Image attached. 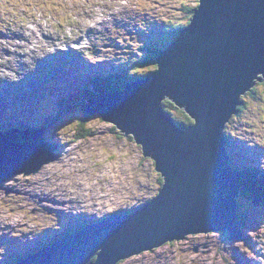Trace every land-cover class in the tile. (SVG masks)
I'll return each instance as SVG.
<instances>
[{
  "label": "water",
  "instance_id": "1",
  "mask_svg": "<svg viewBox=\"0 0 264 264\" xmlns=\"http://www.w3.org/2000/svg\"><path fill=\"white\" fill-rule=\"evenodd\" d=\"M155 66L139 83L89 104L87 113L140 145L163 178L157 196L130 216L89 225L18 264H117L195 234L242 238L236 212L242 185L229 166L224 134L240 98L264 81V0H198ZM164 100L193 125L180 130L163 112ZM6 134L0 133V190L15 175L37 174L59 160V147L43 142L42 131L37 140Z\"/></svg>",
  "mask_w": 264,
  "mask_h": 264
},
{
  "label": "rangeland",
  "instance_id": "2",
  "mask_svg": "<svg viewBox=\"0 0 264 264\" xmlns=\"http://www.w3.org/2000/svg\"><path fill=\"white\" fill-rule=\"evenodd\" d=\"M118 1L3 0L0 5V40L2 35L12 33L15 36L14 32L25 30L18 26L31 21L32 11L40 20L35 27L29 26L26 29L27 39L23 43L17 42L22 50L11 48L17 55L26 57L32 52L30 57L37 63L39 53L49 50L52 53L49 58L53 60L77 61L84 56L93 60L95 58L96 61L104 59L106 66L114 70L118 65L133 68L141 65L138 62H142L145 56L142 48H165L173 42L166 37V21L185 25L190 18V13L185 9L197 6V0H122L124 5ZM95 13L100 15L99 23L96 26L86 25L82 34L77 33V24ZM121 20L124 21L123 27L120 25ZM75 35L81 37L72 40ZM159 39H165V47L157 42ZM83 44L88 47L92 45L89 53L76 52L83 48ZM74 45L80 46L79 49L73 50ZM62 49L73 52L54 53ZM20 61L19 68L22 67V59ZM9 64L13 67H0L1 76L14 69L17 71L14 60ZM141 69L148 74L156 66ZM22 71L23 74L17 76L21 75L20 82L24 81L25 74L35 71V65L23 68ZM53 75L50 73L49 77ZM7 80L11 84L19 79ZM54 81H58L55 86L64 90L66 95L75 90L73 84H68L69 80L62 76ZM32 86L28 92H32L29 94L32 97L25 98L19 89L18 98L22 102H37V106L29 110L32 114L39 107L45 112L47 105L52 104L57 97L51 96L47 100L46 85L43 90L40 85ZM258 89L259 94L264 93V85ZM246 103L242 114L231 119L226 134L230 136L234 148L235 164L241 169H249L251 175L259 179L261 175L251 169L264 171V101L260 97L255 101L247 97ZM78 113L67 114L45 132L44 140L48 145L58 144L59 153L62 154L60 160L43 165L32 176L13 177L4 187L15 191L16 195L5 196L0 192V264L10 254L22 249L25 241H34L45 230L60 224H72L71 227L75 228L78 223L75 217H82L86 221L97 220L122 206L133 208L149 202L159 192L158 174L154 172L152 162L142 157L140 145L132 137L126 138L119 134L112 125L103 122L98 116L93 115L86 127L92 136L73 141L74 133L71 130L79 119ZM177 115L172 114L173 117ZM27 136L28 139H32V136L38 139L36 134L30 133ZM237 199L240 205L238 213L242 216L245 212L248 214L244 225L245 242L223 243L220 233L197 234L188 240L144 252V256H133L121 264H225L222 258H226L228 264H236V252L258 264H264V204L254 206L253 199L249 201L244 195ZM71 217L76 221L73 222ZM252 240L254 245L250 243ZM195 248L197 251H194ZM230 248H236L237 251H227ZM256 248L263 255L255 253Z\"/></svg>",
  "mask_w": 264,
  "mask_h": 264
},
{
  "label": "trees",
  "instance_id": "3",
  "mask_svg": "<svg viewBox=\"0 0 264 264\" xmlns=\"http://www.w3.org/2000/svg\"><path fill=\"white\" fill-rule=\"evenodd\" d=\"M197 3H198V0H197ZM185 11H188L190 15L193 13V9L191 7L186 8ZM188 23L189 22H187V25ZM184 26L185 25H182L180 23H170V25L168 24V27H166L168 30L166 37L168 38V35H171V36H175L174 37L175 39L177 36H179ZM165 39H163L160 43L163 44V41ZM157 49H158V46H156V48L154 49L149 48V47L142 48V52L145 53V56L142 58V62H138L141 65L135 66L133 68H127L128 71L130 73L132 71L135 73L136 72L141 73L139 69L153 66L155 57L157 55ZM67 71L68 73H70L72 78H74L75 84L80 87V90H77V91L73 90L72 91L73 93H68V95H66L64 90H61L55 102L50 106L49 109H47V112L45 114H39L40 118L35 119L34 121L37 122L40 128L51 129L54 127L56 122H60V120L63 117H65L67 114L76 115V112H79L78 113L79 119L76 125L73 126L74 128L71 130L74 133L73 141H75L79 139H84L90 134L89 129H87L86 127L87 125H89V122L92 119L91 117L93 116H91V114H88L86 111H84L86 103L90 99L95 97L96 95H100L101 93L112 92L117 89H120L124 87L130 80L134 81L136 80V78H133L132 76L128 78L127 74L129 72L127 73L126 69L110 72L109 68H107L105 64H101V65L94 66L91 68L88 66L82 67V66L74 65V66H70ZM255 83H256L255 87L251 89L250 93H248L247 96L251 97V101H255L259 97L261 101H264V93L259 94V89H258L259 86L264 85V81L261 83L259 82H255ZM62 88H65V86H62ZM52 89L54 90V88ZM81 95L84 96L83 99L80 97ZM244 100L245 98L243 99V102H242L243 104L237 108V114L231 118L232 120L238 118L242 114V112L246 109L247 103ZM76 106H79V107L76 108ZM161 108L164 112L169 114L171 117H173L172 114H178L177 116L173 118L179 127L185 128L192 124L188 116L185 113H183L180 109H178L171 101L164 100L161 104ZM25 123L27 125L28 124L30 125V123L28 122H25ZM14 125L16 126L17 124H14ZM158 182H161V179H158ZM242 193H245V192H242ZM262 197L264 199L263 195ZM129 212L130 210L122 209L119 214H125ZM116 213L114 214V216L119 215ZM111 218L107 217L104 220L111 219ZM80 227L81 225L78 221V223L75 224V228L79 229ZM48 232H51V231H48ZM62 233L65 236L69 234L67 232H62ZM56 239H58V237ZM43 241H45L46 243L53 242V240L50 237H44ZM245 241L246 240H244V242ZM30 244L32 245V249H30V251H27V253H25L24 256L22 257H26L30 255L29 252L36 251L34 247L43 248L47 246V245L39 244L38 240H35L33 243H30ZM12 257L14 259L20 258L17 254H14ZM8 264H10L9 261H8Z\"/></svg>",
  "mask_w": 264,
  "mask_h": 264
},
{
  "label": "bare ground",
  "instance_id": "4",
  "mask_svg": "<svg viewBox=\"0 0 264 264\" xmlns=\"http://www.w3.org/2000/svg\"><path fill=\"white\" fill-rule=\"evenodd\" d=\"M118 3L119 4H122V1H118ZM119 6V5H118ZM98 18H100V15L99 14H94V15H92V16H87L86 18H84L85 19V21L84 22H82L81 24H77V28H76V30H77V33H79V34H82L83 33V27H85L86 25H90V26H96V24L97 23H99V21H98ZM37 19H40L39 17L37 18ZM103 21H106V20H103ZM124 21L123 20H121L120 21V25L123 27L124 25ZM30 26H32V25H30ZM22 28H25V27H22ZM17 35L19 36V37H22V33L21 32H18L17 33ZM86 34H84L83 36H85ZM3 37V36H2ZM76 37H81L80 35H75V37H73V38H71L72 40H74ZM2 41L4 42V43H6V44H8L9 45V52H10V54H12V55H17V53L16 52H14V51H12L11 50V48H13V49H15L16 48V50L17 49H20V50H22L21 49V47L17 44V42L16 41H8V40H6L4 37L2 38ZM80 42V41H79ZM97 45V44H96ZM63 47V44L61 45L60 44V47ZM82 49H84V48H81L80 50H82ZM47 52H50L49 50H46V52H41V53H47ZM31 54H33L32 52L31 53H29L28 55H26V57H23V56H19V55H17V56H12V58H11V60H17V59H19V58H21L22 59V67H20L19 68V66H17V71L14 69V71H9V72H7L6 73V75H4V76H2V78L3 79H5V83H6V86H7V89H8V91L10 92L9 94H10V97H11V93H12V87H11V84H10V81H8L7 80V78L8 77H17L19 74H21V70L23 69V68H26V69H28L30 66H32V65H34V60H32V58L30 57V55ZM1 59H3V58H1ZM9 63L7 64V66L9 67ZM11 67H13L12 65H11ZM85 69V68H84ZM86 70V69H85ZM87 71V70H86ZM85 71V72H86ZM88 73V72H87ZM123 82H125V81H123ZM263 82V81H262ZM119 91H122V88H120L119 89ZM68 93H73L72 91H70V92H68ZM49 98H51L50 97V95H49ZM95 98V97H94ZM1 104V103H0ZM3 107V106H2ZM12 107H14V106H12ZM21 115H22V117H24V112L20 109V108H18V107H14ZM7 122H9L10 123V121H11V123H12V118H11V120H10V118L9 117H7ZM1 118H0V123H1ZM32 127V124L30 123V125L28 126V128H27V130L28 129H30ZM32 130V129H31ZM186 131V130H185ZM5 136H7V137H9V134H4ZM227 136H226V138H230V136L228 135V134H226ZM59 155H62L61 154V152L59 153ZM59 160H60V158H59ZM58 160V161H59ZM235 161V160H234ZM237 163V162H236ZM16 176V175H15ZM16 192L15 191H13V190H11V192H9L8 194H6V193H4L5 194V196H9V195H16L15 194ZM250 194V196L251 197H254L255 198V196L254 195H252L251 193H249ZM263 198V197H262ZM264 200V199H263ZM258 206V205H257ZM93 221V220H92ZM248 240H250L249 239V237L247 238ZM256 242H258V241H256ZM250 243L252 244V245H254V241L252 240V241H250ZM259 243V242H258ZM256 247V246H255ZM24 249H26V246H24L23 247ZM26 252H27V250H26ZM255 253H257V254H259L258 253V249L256 248L255 249ZM259 255H263L262 253H260ZM264 256V255H263ZM257 258V257H256ZM248 264H254V263H249L248 262Z\"/></svg>",
  "mask_w": 264,
  "mask_h": 264
},
{
  "label": "clouds",
  "instance_id": "5",
  "mask_svg": "<svg viewBox=\"0 0 264 264\" xmlns=\"http://www.w3.org/2000/svg\"><path fill=\"white\" fill-rule=\"evenodd\" d=\"M154 65H155V61H154ZM57 162V161H56ZM93 263V262H92Z\"/></svg>",
  "mask_w": 264,
  "mask_h": 264
}]
</instances>
